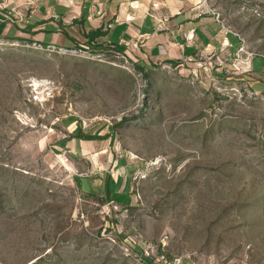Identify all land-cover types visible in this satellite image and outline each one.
<instances>
[{
  "label": "rangeland",
  "instance_id": "rangeland-1",
  "mask_svg": "<svg viewBox=\"0 0 264 264\" xmlns=\"http://www.w3.org/2000/svg\"><path fill=\"white\" fill-rule=\"evenodd\" d=\"M191 1L223 39L172 62L0 38V264H264V0Z\"/></svg>",
  "mask_w": 264,
  "mask_h": 264
},
{
  "label": "crops",
  "instance_id": "crops-1",
  "mask_svg": "<svg viewBox=\"0 0 264 264\" xmlns=\"http://www.w3.org/2000/svg\"><path fill=\"white\" fill-rule=\"evenodd\" d=\"M96 31L103 36L93 46L108 44L141 62H172L223 39L218 22L201 15L191 0H0V38L6 41L70 50ZM79 131H69L73 136L62 144L64 149L82 156L106 153L103 139L78 138ZM96 175L98 181L105 179ZM86 183L92 192L93 183ZM107 190L131 196L126 181L118 177L108 180Z\"/></svg>",
  "mask_w": 264,
  "mask_h": 264
},
{
  "label": "trees",
  "instance_id": "trees-1",
  "mask_svg": "<svg viewBox=\"0 0 264 264\" xmlns=\"http://www.w3.org/2000/svg\"><path fill=\"white\" fill-rule=\"evenodd\" d=\"M103 34L101 33V31H96V32H91L89 34H86L85 35V38L87 39V41L84 43V44H80V46L78 47H83L84 45H88V46H91L92 45V42L96 39V38H99V37H102ZM67 39L69 38L68 35H66ZM117 49V48H116ZM119 52L122 53V51L120 49H117ZM143 69V68H142ZM78 138L80 137H84L86 140H93V139H96L94 137L96 136H91V135H83L81 136V133L79 132V134L77 135ZM100 139H104V138H100ZM109 192V191H108ZM110 193V192H109Z\"/></svg>",
  "mask_w": 264,
  "mask_h": 264
},
{
  "label": "built area",
  "instance_id": "built-area-1",
  "mask_svg": "<svg viewBox=\"0 0 264 264\" xmlns=\"http://www.w3.org/2000/svg\"><path fill=\"white\" fill-rule=\"evenodd\" d=\"M48 49H51L52 51L57 50V51L69 53L70 55H75L78 53L76 49H70L69 50V49H65V48H57L55 46H50V47H48ZM164 264H183V261L179 259V260H173V261L168 262V263L165 262Z\"/></svg>",
  "mask_w": 264,
  "mask_h": 264
}]
</instances>
